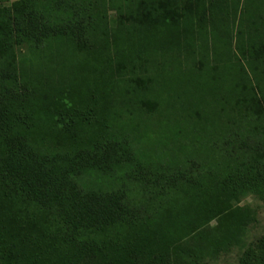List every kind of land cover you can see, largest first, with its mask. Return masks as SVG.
I'll return each mask as SVG.
<instances>
[{
	"label": "trees",
	"instance_id": "16d2710c",
	"mask_svg": "<svg viewBox=\"0 0 264 264\" xmlns=\"http://www.w3.org/2000/svg\"><path fill=\"white\" fill-rule=\"evenodd\" d=\"M248 192L264 0H0V264H204Z\"/></svg>",
	"mask_w": 264,
	"mask_h": 264
},
{
	"label": "rangeland",
	"instance_id": "374dc122",
	"mask_svg": "<svg viewBox=\"0 0 264 264\" xmlns=\"http://www.w3.org/2000/svg\"><path fill=\"white\" fill-rule=\"evenodd\" d=\"M15 1L18 0H8V4ZM112 17H114L113 14ZM96 72H90L92 76L95 75V80L105 78L103 75H96ZM239 212L244 217L245 232L242 236V243L238 248H233L227 255L221 254L215 258H208L204 264H237L242 252L250 248L254 249L259 240L264 237V193L248 192L242 196L239 203Z\"/></svg>",
	"mask_w": 264,
	"mask_h": 264
}]
</instances>
